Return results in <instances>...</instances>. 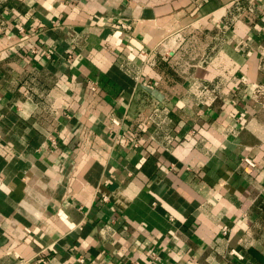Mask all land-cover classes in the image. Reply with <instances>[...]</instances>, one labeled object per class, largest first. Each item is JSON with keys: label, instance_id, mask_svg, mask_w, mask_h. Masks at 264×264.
I'll use <instances>...</instances> for the list:
<instances>
[{"label": "crops", "instance_id": "obj_1", "mask_svg": "<svg viewBox=\"0 0 264 264\" xmlns=\"http://www.w3.org/2000/svg\"><path fill=\"white\" fill-rule=\"evenodd\" d=\"M257 85L264 0H0V264H264Z\"/></svg>", "mask_w": 264, "mask_h": 264}, {"label": "built area", "instance_id": "obj_2", "mask_svg": "<svg viewBox=\"0 0 264 264\" xmlns=\"http://www.w3.org/2000/svg\"><path fill=\"white\" fill-rule=\"evenodd\" d=\"M253 95H254L255 99L263 101V103H264V86H262V85L255 86L254 90H253ZM245 162H246V164H248L250 166L253 165V163L249 160H246Z\"/></svg>", "mask_w": 264, "mask_h": 264}]
</instances>
